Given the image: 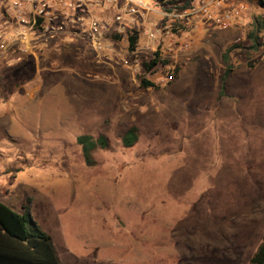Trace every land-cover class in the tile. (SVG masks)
<instances>
[{
  "label": "rangeland",
  "instance_id": "1",
  "mask_svg": "<svg viewBox=\"0 0 264 264\" xmlns=\"http://www.w3.org/2000/svg\"><path fill=\"white\" fill-rule=\"evenodd\" d=\"M237 35L199 31L172 82L148 52L127 69L74 37L0 54V200L30 206L62 264H247L264 235V57ZM83 133L110 140L92 164Z\"/></svg>",
  "mask_w": 264,
  "mask_h": 264
},
{
  "label": "built area",
  "instance_id": "2",
  "mask_svg": "<svg viewBox=\"0 0 264 264\" xmlns=\"http://www.w3.org/2000/svg\"><path fill=\"white\" fill-rule=\"evenodd\" d=\"M0 0V54L39 58L45 46L74 37L86 42L98 60L137 69L138 55L174 57L165 82L176 78L177 63L189 55L204 29L237 30L235 42L248 38L252 21H264V0ZM182 5V7H180ZM255 14L253 18L249 16ZM257 57H264V29L258 32ZM135 36V47L130 38ZM145 42L139 48V40ZM169 43V45H168ZM174 61V62H173Z\"/></svg>",
  "mask_w": 264,
  "mask_h": 264
},
{
  "label": "trees",
  "instance_id": "3",
  "mask_svg": "<svg viewBox=\"0 0 264 264\" xmlns=\"http://www.w3.org/2000/svg\"><path fill=\"white\" fill-rule=\"evenodd\" d=\"M190 3L191 0L182 1L183 6ZM255 18L256 20L251 23L253 28L248 32V38L255 40V43L249 46L251 50L258 49L257 34L261 29H264V21H260L259 16H255ZM130 40L131 47L134 48L137 38L132 36ZM238 45L234 44L235 47ZM169 61L168 58H163L159 52H156L149 61L144 63V66L146 71L150 72L159 62L167 64ZM180 68L181 66L178 64L176 77L180 74ZM139 79L144 87L154 85V82L148 78L139 76ZM137 139V128L131 127L124 133L122 142L124 146L129 147ZM77 142L82 146L88 164L93 163L92 154L96 149L108 148L110 145V140L105 134L97 137L89 133L79 134ZM28 200L30 201V199ZM0 264H62L51 235L40 228L28 204L23 203L22 211H17L0 200ZM247 264H264V235Z\"/></svg>",
  "mask_w": 264,
  "mask_h": 264
},
{
  "label": "crops",
  "instance_id": "4",
  "mask_svg": "<svg viewBox=\"0 0 264 264\" xmlns=\"http://www.w3.org/2000/svg\"><path fill=\"white\" fill-rule=\"evenodd\" d=\"M227 31V30H226ZM10 206V205H9ZM13 208V207H12ZM15 210H17V211H22V206H21V209H16V208H14ZM62 262V261H61Z\"/></svg>",
  "mask_w": 264,
  "mask_h": 264
}]
</instances>
